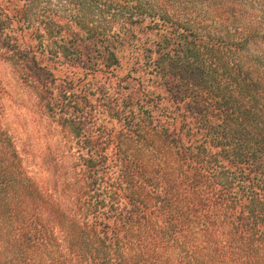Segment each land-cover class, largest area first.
Returning <instances> with one entry per match:
<instances>
[{"label":"trees","instance_id":"16d2710c","mask_svg":"<svg viewBox=\"0 0 264 264\" xmlns=\"http://www.w3.org/2000/svg\"><path fill=\"white\" fill-rule=\"evenodd\" d=\"M32 21L36 82L38 54L111 75L118 125L69 180H26V214L0 197V264H264V0H30Z\"/></svg>","mask_w":264,"mask_h":264},{"label":"rangeland","instance_id":"374dc122","mask_svg":"<svg viewBox=\"0 0 264 264\" xmlns=\"http://www.w3.org/2000/svg\"><path fill=\"white\" fill-rule=\"evenodd\" d=\"M56 9L64 11L63 5ZM0 13V183L6 184L0 197L12 201L14 217L30 211V206L19 203L30 197V192L20 189L26 180L45 191L57 180H69L71 167L91 145L86 137L94 139L118 123L105 105L114 95L111 75L87 73V68L79 66L68 69L61 60L38 54L47 73L45 80L36 82L30 69V46L45 44L49 38L40 31L39 38L31 33L40 26L30 22V0L2 5ZM64 77L71 80L72 89ZM73 94L85 96L74 98Z\"/></svg>","mask_w":264,"mask_h":264}]
</instances>
